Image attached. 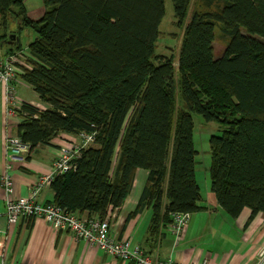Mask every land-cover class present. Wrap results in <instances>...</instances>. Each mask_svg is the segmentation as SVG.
I'll return each instance as SVG.
<instances>
[{
    "label": "trees",
    "instance_id": "16d2710c",
    "mask_svg": "<svg viewBox=\"0 0 264 264\" xmlns=\"http://www.w3.org/2000/svg\"><path fill=\"white\" fill-rule=\"evenodd\" d=\"M23 2L0 0V29L8 32L12 16L17 30L35 31L21 77L49 108L23 102L17 136L31 151L59 133H94L72 160L75 170L51 182L54 203L104 218L143 168L148 179L131 216L151 206L155 232L174 212L198 211L192 114H199L222 127L209 138L219 206L231 217L264 212V0H202L218 7L191 16L177 66L169 56L152 58L164 0H43L39 20ZM171 2L182 22L190 0ZM217 22L230 37L218 58Z\"/></svg>",
    "mask_w": 264,
    "mask_h": 264
},
{
    "label": "crops",
    "instance_id": "0c3cea01",
    "mask_svg": "<svg viewBox=\"0 0 264 264\" xmlns=\"http://www.w3.org/2000/svg\"><path fill=\"white\" fill-rule=\"evenodd\" d=\"M11 31H15V34L19 32L17 29H9L5 34L0 29V57L8 51H17L21 46L17 36L11 37ZM28 50L21 48L19 52L28 55ZM18 86L22 90H33V93L17 94L18 106L28 102L41 109L49 108L32 86L22 79L21 74L16 80L17 89ZM5 106V92L0 85V172L8 163L5 139L17 135V125L21 122L6 121ZM74 137L75 135L59 133L49 144H38L31 151L21 153L23 159L12 160L9 173L13 187L9 196H27L32 184L42 174L51 171L60 145ZM195 177L200 189L198 204L201 208L190 214L180 237H176L163 223H160L155 232L151 231L153 211L149 205L131 216L148 179V171L143 168L136 170L131 190L121 207L110 210V234L117 239L131 237L153 259L172 258L179 264H256L264 255V212L250 219L251 211L245 208L237 217L229 216L210 190V174L207 186L199 183L196 167ZM167 184L166 180L165 187ZM7 197L0 185L1 209L4 208ZM53 199L54 192L49 185L44 186L37 195L40 202ZM167 202V197H164V204ZM0 231V254L4 258V264H133L112 258L85 240H76L70 231L57 230L43 219L10 224L5 214L0 213Z\"/></svg>",
    "mask_w": 264,
    "mask_h": 264
},
{
    "label": "built area",
    "instance_id": "2783aa9c",
    "mask_svg": "<svg viewBox=\"0 0 264 264\" xmlns=\"http://www.w3.org/2000/svg\"><path fill=\"white\" fill-rule=\"evenodd\" d=\"M23 53L6 54L0 57V85L5 92V119L19 120L21 116L17 113L20 107L16 104L17 87L16 80L19 74L24 73L29 64H26ZM94 141V133L82 132L59 147L58 155L53 162L49 173L42 174L30 187L29 193L25 197L11 198L13 180L10 175L12 168L11 161L23 159L20 154L29 151L30 146L24 143L17 135L6 137L5 149L8 152V163L5 169L0 172V185L7 193L4 208H0V213H4L10 224L21 221H32L33 219H43L57 230L70 231L76 240H85L90 245H96L100 250L112 258L125 260L133 264H179L172 258L165 260L151 258L145 250L132 241L129 236L117 239L110 232L111 212H107L104 218L98 216L79 215L70 212L53 201L40 202L37 195L40 190L51 184L55 176L66 174L75 170L72 160L79 155L82 147ZM190 219L188 212H174L166 227L176 236L180 237L185 226ZM1 234V231H0ZM264 254V253H262ZM0 264H4V258L0 254ZM256 264H264V255Z\"/></svg>",
    "mask_w": 264,
    "mask_h": 264
},
{
    "label": "rangeland",
    "instance_id": "374dc122",
    "mask_svg": "<svg viewBox=\"0 0 264 264\" xmlns=\"http://www.w3.org/2000/svg\"><path fill=\"white\" fill-rule=\"evenodd\" d=\"M24 7L27 15L35 20H39L44 14L43 0H24ZM218 7L217 4L211 7H205L202 0H190L185 19L181 22L174 14V9L171 0H164V14L158 27V35L154 42L153 60L157 55H165L171 57L175 66L185 37L186 26L191 16L196 12L214 11ZM8 30L17 29V22L13 20L12 16H8ZM242 33H245L242 30ZM17 40L21 43V48H28L29 44L36 38V33L31 28H23L16 34ZM262 40V38L259 37ZM230 40V37L223 33V24L217 22L215 26V38L213 42L215 57L221 56ZM20 48V49H21ZM26 64L28 55L21 54ZM155 63L157 61L154 60ZM33 90L17 89L19 93L28 94ZM33 93V92H32ZM193 132L192 138L194 148L197 151L196 155V174L199 183L202 186L209 185V167L211 164L209 138L212 135L220 136L222 127L219 123L214 121H205L201 115L192 114ZM175 116L173 119L175 128ZM204 188V187H203Z\"/></svg>",
    "mask_w": 264,
    "mask_h": 264
},
{
    "label": "water",
    "instance_id": "95a60500",
    "mask_svg": "<svg viewBox=\"0 0 264 264\" xmlns=\"http://www.w3.org/2000/svg\"><path fill=\"white\" fill-rule=\"evenodd\" d=\"M11 37H13V38L16 37V34L15 33H12L11 34Z\"/></svg>",
    "mask_w": 264,
    "mask_h": 264
}]
</instances>
